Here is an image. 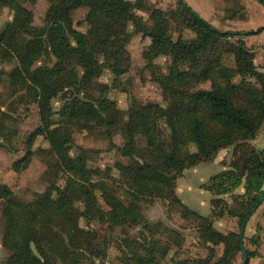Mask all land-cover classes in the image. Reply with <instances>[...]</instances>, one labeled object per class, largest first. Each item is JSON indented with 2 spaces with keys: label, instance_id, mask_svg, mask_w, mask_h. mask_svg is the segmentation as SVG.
Listing matches in <instances>:
<instances>
[{
  "label": "trees",
  "instance_id": "obj_1",
  "mask_svg": "<svg viewBox=\"0 0 264 264\" xmlns=\"http://www.w3.org/2000/svg\"><path fill=\"white\" fill-rule=\"evenodd\" d=\"M35 1L0 0V9L8 8L13 14L0 30V61L16 63L7 75L10 102L30 100L39 114V125L25 140V155L12 167L16 172L27 168L33 142L42 136L49 144L53 166L66 176L68 194L53 186L55 195L44 203H23L6 185H0V200L5 201L2 246L10 252L5 264H51L49 254L55 255L59 264H82L85 259L103 256L107 242L80 227L79 220L95 219L111 229L137 226L143 220L139 202L147 195L179 204L182 217L197 221L199 240L210 244L207 257L198 264H234L241 253V227L264 202H260L264 199V150L251 145L264 130V72L257 70L255 53L242 37L260 34L264 28L249 34L221 31L184 0L176 1L185 28L195 34L191 39L180 33L174 36L170 13L147 6V0H134L129 6L123 0H46L49 6L43 25L36 27L28 8ZM231 1L235 3L222 20L238 15L245 19L239 0ZM257 1L264 5L263 0ZM79 8L87 9L85 32L73 25V12ZM137 12L146 13L148 22ZM97 33L104 38H97ZM135 34L150 40L143 52L145 67L161 87L164 104L133 102L122 112L106 98V87L97 90L93 81L102 69L116 77L127 72L130 59L126 46ZM160 56L170 57L165 77L154 63ZM182 57L189 59L190 70L180 69ZM208 82L209 88L200 87ZM57 97L63 101L58 109L53 106ZM2 103L0 98V106ZM17 118L0 110V139L6 141L0 146L12 151L14 147L7 144L11 146L19 137ZM94 127L107 138L119 129L126 142L122 152L128 157L138 153L137 137L145 139L141 163L116 165L127 188L126 202L99 178L97 169L88 167V150H73V133ZM187 144L195 145L199 152L184 153ZM227 149H231L227 169L202 186L211 194V214L202 216L178 198L175 182L183 170L209 163ZM239 188L242 193L235 194ZM76 202L83 203L85 214ZM224 216L237 219L238 232L224 235L213 228L214 221ZM171 234L172 243L178 246L179 235ZM250 243L257 246L258 237ZM220 245L222 254L212 262ZM163 246L156 240L140 243L124 257V264H162L171 250L168 244ZM245 252L246 264L258 255L256 250Z\"/></svg>",
  "mask_w": 264,
  "mask_h": 264
},
{
  "label": "rangeland",
  "instance_id": "obj_2",
  "mask_svg": "<svg viewBox=\"0 0 264 264\" xmlns=\"http://www.w3.org/2000/svg\"><path fill=\"white\" fill-rule=\"evenodd\" d=\"M129 6L134 0H123ZM185 3L196 12L202 19L213 27L221 31L230 32H249L256 31L264 26V7L257 5L256 0H239V4L243 6L246 18L242 19L240 15L233 20H222L228 9L234 5L231 0H184ZM238 4V3H237ZM49 3L46 0H36L29 4L28 8L33 15V25L39 27L43 25L46 10ZM147 6L170 13L171 33L174 36L180 33V36L186 39L195 37V34L185 28L183 15L179 12L176 0H147ZM87 9L79 8L73 12L74 28L80 32H85ZM137 15L148 22V15L143 12H137ZM12 12L8 8L0 9V30L3 26L11 21ZM97 38L103 39L104 34H95ZM247 48L254 51V64L259 72H264V30L260 34L251 36H242ZM150 40L141 34H135L131 37L126 48L129 53L130 64L127 72L116 77L111 74L108 69H102L99 74L94 76L93 87L97 90H103L106 87L105 96L112 101L116 108L122 112H126L133 102L139 104H157L163 105V95L161 87L154 82L150 76L149 70L145 67L143 52L148 48ZM155 67L160 76L167 75V69L170 65L169 56H160L155 61ZM16 66L15 62L4 63L0 61V98L3 103L0 110L13 113L18 117V136L8 147H14V151L7 147L0 146V185H6L13 196L23 203H44L47 198L55 195L53 186L59 187L61 191H66V176L59 169L53 166L54 158L48 152L49 144L42 136H38L31 147L32 155L27 168L20 172L14 171L12 165L18 159L25 155V140L39 125L38 108L35 103L30 100H23L20 103L10 102V91L7 89V75ZM182 70H190V61L188 58L182 57L179 62ZM215 80V77H211ZM104 86V87H103ZM200 87L207 89L210 83H205ZM96 90V91H97ZM11 103V104H10ZM63 101L57 97L53 101L54 108L58 109ZM162 136L167 139L168 133L162 124L159 125ZM73 150L80 148L88 150L89 161L87 163L90 169L99 171V178L103 179L114 191V194L123 199L124 202L129 200L127 188L125 187L123 178L116 170V165H134L141 163V155L146 148V142L143 137H137L138 153L132 157L124 156L122 149L125 147V139L119 129L111 133V138L101 135L94 127L88 130H76L72 136ZM0 143L6 141L0 139ZM14 143V144H13ZM264 144V130L260 134L256 142ZM252 145V144H251ZM199 148L193 144H187L183 147L184 153L199 152ZM231 161V149L222 150L217 157L209 163H200L195 167L185 169L181 172L175 182V193L178 198L189 209L205 216L210 209L211 194L205 191L204 187L208 184L211 177L227 169V163ZM97 179V178H94ZM264 189V188H263ZM242 192L238 189L236 193ZM98 196V194H97ZM231 204V199L226 197ZM99 200V199H98ZM101 203V207L106 209ZM85 214L83 203H74ZM264 206V202L262 203ZM5 201L0 200V264H5L10 256V252L2 246V235L4 227L3 209ZM139 213L143 220L139 225H125L110 228L108 224L99 223L98 221H86L83 218L79 220L80 227L93 231L100 239L105 240L106 248L103 256L86 260L82 264H124V257L130 254L133 247L145 241L149 243L152 240L158 241L162 247L168 244L170 252L168 260L162 264H198V261L208 255V249L201 241L196 231L197 221L192 217L185 219L182 217V208L177 203H172L155 197V195H147L139 202ZM264 210V208H263ZM150 225L146 228L144 225ZM221 220L217 221L214 227L223 232L220 228ZM230 228V227H229ZM237 231V226L233 227ZM149 229H151L150 233ZM154 230V231H153ZM175 233L179 235L180 244L175 246L170 236ZM246 236V237H245ZM250 235L243 233V245L246 250H251V243L248 239ZM178 249V250H177ZM223 246L220 245L215 249V256L212 262H215L221 255ZM177 252L176 260L169 261L173 254ZM183 255V258L180 256ZM181 259V260H177ZM51 264H59L55 255L49 254ZM243 258L241 253L237 254L234 264H242ZM251 262V261H249Z\"/></svg>",
  "mask_w": 264,
  "mask_h": 264
},
{
  "label": "crops",
  "instance_id": "obj_3",
  "mask_svg": "<svg viewBox=\"0 0 264 264\" xmlns=\"http://www.w3.org/2000/svg\"><path fill=\"white\" fill-rule=\"evenodd\" d=\"M257 1V0H256ZM264 1V0H263ZM258 2V1H257ZM257 5L258 6H260V3L258 2L257 3ZM262 5V4H261ZM261 7H264L263 5L261 6ZM257 31V30H256ZM249 32H255V31H249ZM240 33H242V32H240ZM258 138H260V135L258 136V137H256V139H254L252 142H251V144L256 148V149H259V150H264V144L262 145V144H259L260 146H257V144H256V142H257V140H258ZM263 188H264V186H263ZM241 189V188H240ZM238 190V189H237ZM236 190V191H237ZM236 191H235V194H241L242 192L240 191L239 193H236ZM229 203V202H228ZM230 204V203H229ZM263 208H264V206L263 205H261V206H259L258 207V209L252 214V216L250 217V219L248 220V222L246 223V225H245V227H244V231H245V233L247 234H249L250 236L248 237V239H249V241H250V239L251 238H253L254 236H256V237H258V245L257 246H255V245H252L251 244V247H252V249L251 250H249V251H257L258 252V255L256 256V257H254V258H252V259H250V261L251 262H249V264H264V210H263ZM211 209V208H210ZM211 214V212H209L207 215H205V216H208V215H210ZM201 215V214H200ZM203 216V215H202ZM221 220V224L219 225L220 226V228H222V230H223V232H221V231H218L215 227H214V225H215V223L217 222V221H220ZM235 224H236V226H237V231L236 230H234V226H235ZM230 227V228H229ZM213 228L216 230V231H218V232H220V233H222V234H224V235H227V234H229V233H234V232H238L239 231V227H238V223H237V219H235V218H230V217H227V216H224V217H222V218H220V219H217V220H215L214 221V223H213ZM246 237V236H245ZM242 238H244V237H242ZM200 241V240H199ZM242 242H243V239H242ZM205 247L206 246H210V244H206V245H204ZM244 246V245H243ZM244 250H245V248H244ZM222 251H223V249H222ZM221 254H222V252H221ZM241 255H242V253H241ZM173 256H174V254H173ZM182 258H183V255H180ZM221 256V255H220ZM220 256H218V258L220 257ZM169 257V254H168V256H167V258ZM165 259L164 261H166V260H168V259ZM172 258L173 257H171L170 258V260L169 261H172ZM204 258H206V257H204ZM204 258H202V259H204ZM173 260H176V257H174V259ZM177 260H181V259H177ZM163 261V262H164Z\"/></svg>",
  "mask_w": 264,
  "mask_h": 264
},
{
  "label": "water",
  "instance_id": "obj_4",
  "mask_svg": "<svg viewBox=\"0 0 264 264\" xmlns=\"http://www.w3.org/2000/svg\"><path fill=\"white\" fill-rule=\"evenodd\" d=\"M263 28H264V26H263ZM256 32H257V31H255L254 33H256ZM220 33H223V32L220 31ZM249 33H252V32H242L241 34H249ZM263 200H264V199L262 198V199L260 200V202H263ZM254 211H255V210H252V211H251V214H253ZM251 214L248 215V216L246 217V219H245V221H244V223H243V225H242V227H241V230H240V241H241L240 246H241V253H242V258H243L242 264H246V262H247V256H246V252H245V250H244V246H243V242H242V237H243V233H244V227H245V224H246V222L248 221V219L250 218Z\"/></svg>",
  "mask_w": 264,
  "mask_h": 264
},
{
  "label": "flooded vegetation",
  "instance_id": "obj_5",
  "mask_svg": "<svg viewBox=\"0 0 264 264\" xmlns=\"http://www.w3.org/2000/svg\"><path fill=\"white\" fill-rule=\"evenodd\" d=\"M263 5V4H262ZM264 6V5H263ZM263 32V31H262ZM264 67V66H263Z\"/></svg>",
  "mask_w": 264,
  "mask_h": 264
}]
</instances>
